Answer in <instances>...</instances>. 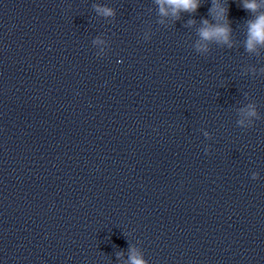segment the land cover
Here are the masks:
<instances>
[{
    "label": "clouds",
    "instance_id": "1",
    "mask_svg": "<svg viewBox=\"0 0 264 264\" xmlns=\"http://www.w3.org/2000/svg\"><path fill=\"white\" fill-rule=\"evenodd\" d=\"M161 4V14H167L165 5L172 9L173 14H177L180 11L195 12L199 7V0H157ZM244 8L252 12H256L259 5L256 0H250L244 4ZM217 18L224 19L226 15V9L221 7L219 4H215L213 10ZM105 15H110L111 11L108 9L104 10ZM205 27L201 28L199 31V36L204 41L216 40L218 42L228 43L230 27L226 24L221 25H209L207 20L203 21ZM255 44H264V12L256 16L252 21H249L248 26V41L247 48L249 51L253 50ZM251 114H255L254 112ZM133 264H144L143 261L138 259H133Z\"/></svg>",
    "mask_w": 264,
    "mask_h": 264
}]
</instances>
